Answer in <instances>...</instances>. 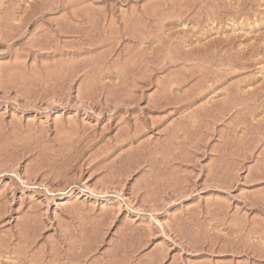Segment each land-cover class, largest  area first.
Wrapping results in <instances>:
<instances>
[{"label":"rangeland","instance_id":"374dc122","mask_svg":"<svg viewBox=\"0 0 264 264\" xmlns=\"http://www.w3.org/2000/svg\"><path fill=\"white\" fill-rule=\"evenodd\" d=\"M0 264H264V0H0Z\"/></svg>","mask_w":264,"mask_h":264},{"label":"bare ground","instance_id":"6f19581e","mask_svg":"<svg viewBox=\"0 0 264 264\" xmlns=\"http://www.w3.org/2000/svg\"><path fill=\"white\" fill-rule=\"evenodd\" d=\"M83 24V23H82ZM170 51V50H169ZM167 59V58H166ZM170 60V59H169ZM136 133V132H135ZM133 135V134H132ZM172 151V150H171ZM228 185V184H227ZM63 258V257H62ZM74 258V257H73Z\"/></svg>","mask_w":264,"mask_h":264}]
</instances>
